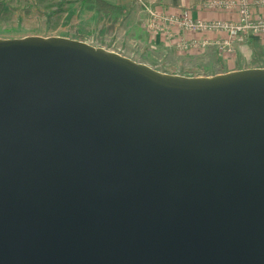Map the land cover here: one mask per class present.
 Instances as JSON below:
<instances>
[{"label":"water","instance_id":"obj_1","mask_svg":"<svg viewBox=\"0 0 264 264\" xmlns=\"http://www.w3.org/2000/svg\"><path fill=\"white\" fill-rule=\"evenodd\" d=\"M0 264H264V69L0 39Z\"/></svg>","mask_w":264,"mask_h":264},{"label":"rangeland","instance_id":"obj_2","mask_svg":"<svg viewBox=\"0 0 264 264\" xmlns=\"http://www.w3.org/2000/svg\"><path fill=\"white\" fill-rule=\"evenodd\" d=\"M86 1L0 0V7L7 12L0 20V39L69 38L120 53L166 74L196 77L198 73H212L210 67H200L189 58L201 56L202 52L179 53L168 42L166 44L174 53L169 47L153 50L151 44H145L149 36L143 26L141 10L134 0L124 9L115 5L111 17L96 12ZM234 56L218 55L220 59L232 60Z\"/></svg>","mask_w":264,"mask_h":264},{"label":"built area","instance_id":"obj_3","mask_svg":"<svg viewBox=\"0 0 264 264\" xmlns=\"http://www.w3.org/2000/svg\"><path fill=\"white\" fill-rule=\"evenodd\" d=\"M134 1L141 10L145 30L179 53H204L215 47L221 57L234 56L236 42L249 36H264V0H210L204 5L206 10L227 15L212 21L168 13L161 9L158 0Z\"/></svg>","mask_w":264,"mask_h":264},{"label":"crops","instance_id":"obj_4","mask_svg":"<svg viewBox=\"0 0 264 264\" xmlns=\"http://www.w3.org/2000/svg\"><path fill=\"white\" fill-rule=\"evenodd\" d=\"M105 1H107L108 3L110 2V4L112 3L113 6L116 5V7L122 6L123 9L126 8V6L131 5V2H133V0H105ZM209 1L210 0H158V3L161 9H163L168 13H173V14L182 13L183 15L189 14L194 19H203L207 21H212L217 18L227 17L226 13H219V12L206 10L204 8V5ZM148 36L149 38H147L148 40L146 41L145 44H151L152 46L151 48L153 50H158L161 47H165L164 50H166L169 47L173 52V49L168 44H166V42H164L162 38L149 34V32H148ZM212 38L214 39L217 37L212 36ZM145 39L146 38H143V40ZM235 48H236V52H235L234 60L220 59L217 55V50L215 47H210L206 52L201 54V56H193V57L190 56L189 57L190 60L197 62L198 66L210 67V71L212 72L209 75H203L198 73L196 74V77H213L221 74H227L242 70L264 69V36L245 37L244 41L235 43ZM175 56H179V55H175Z\"/></svg>","mask_w":264,"mask_h":264},{"label":"trees","instance_id":"obj_5","mask_svg":"<svg viewBox=\"0 0 264 264\" xmlns=\"http://www.w3.org/2000/svg\"><path fill=\"white\" fill-rule=\"evenodd\" d=\"M86 2H89L95 8L96 12L106 17H111L113 12L116 10L115 6L111 5L105 0H87ZM3 8L4 7H0V20L2 19L3 15L7 13Z\"/></svg>","mask_w":264,"mask_h":264}]
</instances>
